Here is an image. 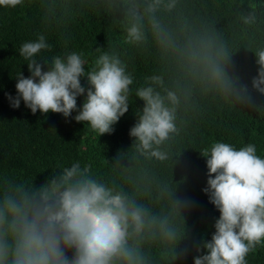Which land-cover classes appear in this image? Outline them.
I'll return each instance as SVG.
<instances>
[{
  "label": "clouds",
  "instance_id": "9594fccd",
  "mask_svg": "<svg viewBox=\"0 0 264 264\" xmlns=\"http://www.w3.org/2000/svg\"><path fill=\"white\" fill-rule=\"evenodd\" d=\"M23 2L0 0V6L15 8ZM176 5L177 0H107L108 10L122 17L119 27L126 45L141 51L150 47L161 61L172 60L182 77L205 92L243 108L260 107L252 92L264 96V48L254 52L258 69L249 89L240 76L230 73L232 53L215 33L182 29L177 36L161 21L158 13H171ZM253 21L254 17H244L245 24ZM42 50H51L44 35L20 47L30 76L18 73L17 95L7 96L10 106L19 108L22 100L32 114L51 112L69 118L76 112L73 119L87 124L98 137L111 134L129 110L134 77L127 63L115 52L104 51L86 69L83 53L73 51L48 60L40 57ZM134 95L144 102L130 129L135 153L175 163L176 156L167 149L180 134L181 95L168 87L163 72L145 77ZM81 96L85 99L78 108ZM201 155L208 169L203 191L220 215L211 240L196 247L194 264H248L246 257L264 245V158L251 143L237 149L214 142ZM178 183L158 185L153 198L150 190L101 179L91 164L82 167L79 162L52 173L39 188L33 182L3 179L0 264H175L184 260L189 249L181 250V243L188 240L185 212L189 206L176 197ZM161 200H166V207H159Z\"/></svg>",
  "mask_w": 264,
  "mask_h": 264
},
{
  "label": "trees",
  "instance_id": "16d2710c",
  "mask_svg": "<svg viewBox=\"0 0 264 264\" xmlns=\"http://www.w3.org/2000/svg\"><path fill=\"white\" fill-rule=\"evenodd\" d=\"M158 16L177 36L182 29L215 33L232 53L230 73L240 76L251 89L258 69L254 52L264 48V0H177L171 13L161 10ZM244 17H254V21L245 24ZM121 19L119 13L108 10L107 0H24L15 8L0 6V182H33L39 188L52 173L75 162L82 167L91 164L101 179L113 178L129 188L150 190L153 198L158 185L179 182L176 197L189 206L185 212L188 240L181 243V250L188 248L189 253L175 264H194L196 247L211 240L220 215L203 191L208 169L201 153L214 142H226L237 149L251 143L264 158V96L253 91L254 102L260 107L249 109L205 92L182 77L172 60L161 61L150 47L141 51L126 45ZM40 35L51 45L50 51L39 54L48 60L75 51L83 53L88 69L107 51L127 63L134 77L129 110L111 134L98 137L87 124L73 119L76 112L69 118L51 112L32 114L22 100L19 108L10 106L7 96L17 95L16 76L19 72L30 76L19 49ZM160 72L168 87L177 89L182 98L177 120L180 134L167 149L176 156L175 163L138 156L130 136L138 119L136 111L144 106L135 97V89L144 84L145 77ZM81 83L85 89L89 87L86 78ZM84 99L77 98L78 108ZM166 206V200L159 202V207ZM246 259L248 264H264V245Z\"/></svg>",
  "mask_w": 264,
  "mask_h": 264
}]
</instances>
